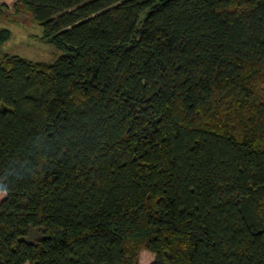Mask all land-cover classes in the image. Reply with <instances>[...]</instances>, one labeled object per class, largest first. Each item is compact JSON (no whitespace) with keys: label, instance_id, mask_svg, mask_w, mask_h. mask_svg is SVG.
<instances>
[{"label":"trees","instance_id":"trees-1","mask_svg":"<svg viewBox=\"0 0 264 264\" xmlns=\"http://www.w3.org/2000/svg\"><path fill=\"white\" fill-rule=\"evenodd\" d=\"M0 12L65 52L0 28V264H264V0Z\"/></svg>","mask_w":264,"mask_h":264},{"label":"rangeland","instance_id":"rangeland-1","mask_svg":"<svg viewBox=\"0 0 264 264\" xmlns=\"http://www.w3.org/2000/svg\"><path fill=\"white\" fill-rule=\"evenodd\" d=\"M13 8L14 2L9 3ZM0 28L12 30L13 37L2 48V52L38 63H55L65 52L45 38L43 27L31 16L0 12ZM155 255L143 250L140 264H153Z\"/></svg>","mask_w":264,"mask_h":264}]
</instances>
